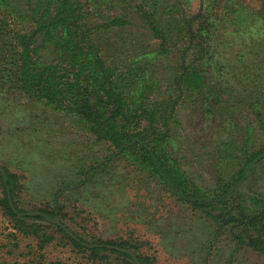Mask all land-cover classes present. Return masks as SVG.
I'll return each mask as SVG.
<instances>
[{"label":"rangeland","instance_id":"374dc122","mask_svg":"<svg viewBox=\"0 0 264 264\" xmlns=\"http://www.w3.org/2000/svg\"><path fill=\"white\" fill-rule=\"evenodd\" d=\"M212 1L184 0L183 4L188 12L199 16L210 9ZM235 4L239 16L250 8L249 22L259 19L264 11L258 0H236ZM24 7L23 0L0 3V166L16 180L13 195L20 209L35 212L58 208L56 217L62 218L63 227L70 232L90 242H127L132 250L108 248L139 254L154 264H264V252L249 245L248 236L254 235L253 231L248 234L241 225H215L170 193L150 172L119 155L109 143L97 140L77 116L57 111L20 90L14 69ZM134 23L136 28L131 30L140 33L137 21ZM252 29L249 26L234 42L229 39L222 44L221 60L218 57L214 62L217 69L222 63L218 83L234 86L230 89L234 100L241 102L231 103L214 116L202 112L199 104L187 103L179 108L172 123L175 157L190 181L203 188H211L219 177L227 179L239 171L242 146L247 143L254 153L263 138L254 123V113L243 103L253 100L248 91L256 83L264 84V43L261 47L256 44L264 41V24ZM129 32H108L97 39L109 64L126 68L143 47L149 49L147 38L139 45L136 37L128 39ZM246 44L250 49L244 50ZM165 61L161 67L157 63L158 72L170 76L175 62ZM258 93L264 98V89ZM224 98L233 96L225 94ZM225 152L230 153L228 157ZM232 193L235 207L254 197L264 201V153L248 164L245 177ZM0 197H4L1 181ZM2 232L12 238L7 224ZM57 238L47 251L49 260L97 264L68 246L58 233ZM20 243L18 247L27 246L24 241ZM2 251L9 258L8 249ZM24 252L22 249L15 255L19 264L30 260L23 257ZM111 260L120 264L116 255Z\"/></svg>","mask_w":264,"mask_h":264},{"label":"trees","instance_id":"16d2710c","mask_svg":"<svg viewBox=\"0 0 264 264\" xmlns=\"http://www.w3.org/2000/svg\"><path fill=\"white\" fill-rule=\"evenodd\" d=\"M183 1L23 0L25 11L22 29L17 33L14 77L30 98L77 116L97 140L109 143L119 155L150 172L170 193L215 225H241L246 233L253 231L254 235L248 233L249 245L264 252V201L254 197L235 207L232 195L234 186L245 177L248 164L264 153V98L258 93L264 84L256 83L248 91L253 100H243L254 113V123L263 138L254 153L247 143L242 146L241 169L229 178L219 177L211 188L191 182L175 157L172 137V123L182 105L199 104L202 112L214 116L231 103L241 102L234 100L230 90L234 86L218 83L222 63L217 69L214 62L218 57L221 60V45L227 40L234 42L249 26L251 31L264 24V11L259 19L249 22V7L242 10L240 6V11L245 12L239 16L236 0H213L210 9L196 16L186 10ZM258 1L264 10V0ZM224 4H228L225 10ZM134 20L141 34L131 30L136 28ZM114 31H130L128 39L136 37L139 45L141 39L147 38L149 49L143 47L126 68L109 64L97 39ZM257 42L260 47L264 43ZM243 48L250 49V44ZM165 60L175 62L170 76L158 72L157 63L161 67V62L167 63ZM225 94L233 98L225 99ZM225 154L228 157L230 153ZM5 173L7 183L0 172L4 189V197H0V249L10 245L18 248V243L27 240L30 264H65L47 258L58 233L68 246L93 263L114 264L111 256L116 255L120 264H154L139 254L134 262L131 254L108 248L132 250L127 242H90L72 231L75 238L70 236L41 216H19L11 207L8 190L16 210L27 212L20 209L13 195L15 178L6 170ZM35 212L50 218L58 216V208ZM6 224L12 238L2 232ZM12 240L17 242L12 244Z\"/></svg>","mask_w":264,"mask_h":264},{"label":"water","instance_id":"95a60500","mask_svg":"<svg viewBox=\"0 0 264 264\" xmlns=\"http://www.w3.org/2000/svg\"><path fill=\"white\" fill-rule=\"evenodd\" d=\"M0 172H1L2 176H3V180H4V182L7 183V175H6L4 169H3L1 166H0ZM8 198H9V200H10V204H11V207L13 208L14 212H15L16 214H18L19 216H41V217H43L47 222L52 223V224H55V225H57V226H60V227L63 228V229H64V230H65L70 236H73V234H72L69 230H67V229H65V228L63 227V225H62V223H61V219H60L59 217L50 218L49 216H47V215H45V214H43V213H41V212H27V213H20L19 211L16 210V208H15L13 202L11 201V195H10V193H9V190H8ZM73 237H74V236H73ZM74 238H75V237H74ZM116 249H118V250H120V251H126V252H127V250H123V249H119V248H116ZM131 255H132L134 261L137 262V258L135 257V255H133V254H131Z\"/></svg>","mask_w":264,"mask_h":264},{"label":"crops","instance_id":"0c3cea01","mask_svg":"<svg viewBox=\"0 0 264 264\" xmlns=\"http://www.w3.org/2000/svg\"><path fill=\"white\" fill-rule=\"evenodd\" d=\"M24 242H25V244L27 243V246H28L29 242L27 240ZM27 246L24 248H22L21 246H19L18 248H15L13 245H10L9 247L7 246L6 249H8V252H6V253L9 255V256L7 255V257H9L10 259L5 257V254L2 251V249H4V248L0 249V264H19V263H21L19 260L15 259V255L19 254L22 249H23V251H25L23 257L26 258V255H27L28 258L30 259V256L27 254V252H28V250L26 249ZM9 261H12V262H9ZM23 263L30 264L31 262H30V260H28V262H23Z\"/></svg>","mask_w":264,"mask_h":264}]
</instances>
